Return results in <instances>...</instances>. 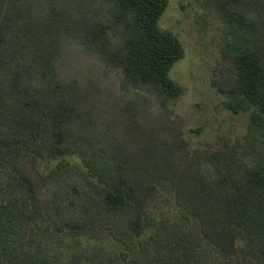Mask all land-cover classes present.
Instances as JSON below:
<instances>
[{
    "label": "trees",
    "instance_id": "obj_1",
    "mask_svg": "<svg viewBox=\"0 0 264 264\" xmlns=\"http://www.w3.org/2000/svg\"><path fill=\"white\" fill-rule=\"evenodd\" d=\"M168 3L0 0V264H264V0H215L233 49L212 84L250 132L195 148L168 117Z\"/></svg>",
    "mask_w": 264,
    "mask_h": 264
},
{
    "label": "rangeland",
    "instance_id": "obj_2",
    "mask_svg": "<svg viewBox=\"0 0 264 264\" xmlns=\"http://www.w3.org/2000/svg\"><path fill=\"white\" fill-rule=\"evenodd\" d=\"M158 25L162 30L175 34L184 49V56L169 71V76L183 88L182 94L169 103L170 121L194 148L214 145L219 135L243 144L250 132L246 116L227 110L223 104L225 95L212 84L215 76L230 66L229 57L233 49L230 46L233 38L220 7L215 0H169ZM76 59L87 65L85 72L89 69L98 78L99 85L108 86L114 96L123 94L117 72L102 69L93 63V59L85 61L81 56ZM128 94L127 97L135 100L146 95L135 90ZM149 101L146 107L149 114H156L157 105L151 97ZM76 160L80 162V159ZM55 162H44L41 168L47 171ZM161 216L177 218L178 215L168 208ZM108 246L119 251V246L115 247L113 242Z\"/></svg>",
    "mask_w": 264,
    "mask_h": 264
}]
</instances>
